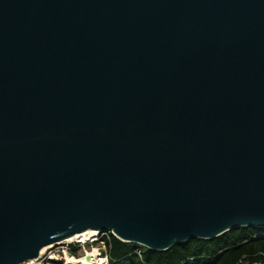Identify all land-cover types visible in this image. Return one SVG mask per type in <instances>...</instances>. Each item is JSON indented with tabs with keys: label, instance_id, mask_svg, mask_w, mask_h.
Here are the masks:
<instances>
[{
	"label": "water",
	"instance_id": "1",
	"mask_svg": "<svg viewBox=\"0 0 264 264\" xmlns=\"http://www.w3.org/2000/svg\"><path fill=\"white\" fill-rule=\"evenodd\" d=\"M264 228V0H0V264L84 233L166 250Z\"/></svg>",
	"mask_w": 264,
	"mask_h": 264
},
{
	"label": "trees",
	"instance_id": "2",
	"mask_svg": "<svg viewBox=\"0 0 264 264\" xmlns=\"http://www.w3.org/2000/svg\"><path fill=\"white\" fill-rule=\"evenodd\" d=\"M141 249L140 256L134 253ZM264 264V228L245 226L211 239L192 238L162 251L111 237L109 264Z\"/></svg>",
	"mask_w": 264,
	"mask_h": 264
},
{
	"label": "built area",
	"instance_id": "3",
	"mask_svg": "<svg viewBox=\"0 0 264 264\" xmlns=\"http://www.w3.org/2000/svg\"><path fill=\"white\" fill-rule=\"evenodd\" d=\"M112 236H114L112 231H96L95 235L86 237L73 236L46 246L36 259H30L21 264H95L99 261L109 264ZM134 253L140 256L141 249L136 248ZM83 257L89 261H81ZM238 264L249 263L239 262Z\"/></svg>",
	"mask_w": 264,
	"mask_h": 264
},
{
	"label": "bare ground",
	"instance_id": "4",
	"mask_svg": "<svg viewBox=\"0 0 264 264\" xmlns=\"http://www.w3.org/2000/svg\"><path fill=\"white\" fill-rule=\"evenodd\" d=\"M95 234H96V230H93V231H90V230H89V231H86V232H84V233L78 234V235H76V236H83V237H86V236H93V235H95ZM45 248H46V247L42 248L40 252H42ZM84 260H88V259L85 258V257H83V258L81 259V261H84ZM88 261H89V260H88ZM95 264H103V262H102V261H99V262H97V263H95Z\"/></svg>",
	"mask_w": 264,
	"mask_h": 264
}]
</instances>
